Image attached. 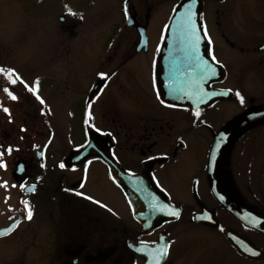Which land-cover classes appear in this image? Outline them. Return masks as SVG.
Listing matches in <instances>:
<instances>
[{
    "label": "flooded vegetation",
    "instance_id": "af4514ba",
    "mask_svg": "<svg viewBox=\"0 0 264 264\" xmlns=\"http://www.w3.org/2000/svg\"><path fill=\"white\" fill-rule=\"evenodd\" d=\"M180 1H118L107 34H90L85 13L54 16L45 34L0 22V67L29 86L39 79L44 100L0 73V104L11 113L0 107V231L14 228L0 237V264H146L161 235L170 244L162 264H264V0H202L200 47L215 69L207 86L227 94L194 106L165 100L158 86ZM166 6L155 33L153 15ZM111 163L151 170L179 219L145 233Z\"/></svg>",
    "mask_w": 264,
    "mask_h": 264
},
{
    "label": "water",
    "instance_id": "95a60500",
    "mask_svg": "<svg viewBox=\"0 0 264 264\" xmlns=\"http://www.w3.org/2000/svg\"><path fill=\"white\" fill-rule=\"evenodd\" d=\"M192 4V0H181L169 22L166 38L162 47L157 67V78L159 91L167 101L179 103L185 106H194L196 101L194 97H189L185 93L195 92L202 87L204 93H213L207 86L212 78V73L206 81H202L203 72L197 79H192L190 67L187 63L189 58L186 48L189 43V37L185 31L178 27V21L185 13L187 6ZM196 12V23L200 26V17L202 12V0H196L194 8ZM202 29L199 33L198 50H192V56H199L200 60H206L207 55L200 47L203 40ZM200 62V61H197ZM173 89H184V92H173ZM182 97V98H177ZM218 98V95H212L210 102ZM206 99V100H207ZM209 102V103H210ZM112 176L119 184L125 188L128 199L131 203L134 217L139 221L145 233H150L162 223L178 220L169 214L171 210H178L179 206L171 202L169 195L156 183L152 171L148 168L138 173H131L124 168L111 163ZM240 219L245 220L248 214L235 212ZM264 230V227L262 228ZM159 243L168 244V237L161 235ZM146 243H139L133 246L134 250L144 253ZM264 255V254H262ZM163 263V261H162ZM149 264V261L146 263Z\"/></svg>",
    "mask_w": 264,
    "mask_h": 264
},
{
    "label": "rangeland",
    "instance_id": "374dc122",
    "mask_svg": "<svg viewBox=\"0 0 264 264\" xmlns=\"http://www.w3.org/2000/svg\"><path fill=\"white\" fill-rule=\"evenodd\" d=\"M28 0H0L3 7L0 9V22L7 23L6 19L10 22L21 23L25 26L40 25L42 28L41 34L48 33L50 30L51 19L55 17L69 16V9L71 12L76 13L73 15L75 18H80L85 13V18L89 21V33L93 31L109 33L115 23L119 21V2L124 0H33L30 3ZM172 6V5H171ZM169 5V7H171ZM171 9L168 6L164 9H159L152 18V26L155 33L157 30L164 31L165 23L170 17ZM3 18V19H1ZM17 23L10 24L11 29L18 26ZM24 30L31 29L27 28ZM65 35H62L64 37ZM52 40V39H51ZM7 41L12 45H19V36L10 32ZM51 42V41H50ZM49 42V43H50ZM260 193L264 197V182L257 186ZM256 187V188H257ZM264 199V198H263Z\"/></svg>",
    "mask_w": 264,
    "mask_h": 264
},
{
    "label": "snow or ice",
    "instance_id": "6c2138e0",
    "mask_svg": "<svg viewBox=\"0 0 264 264\" xmlns=\"http://www.w3.org/2000/svg\"><path fill=\"white\" fill-rule=\"evenodd\" d=\"M126 3H127V0H126ZM195 5H196V0H192V4H190L189 6H187V9L185 11V13L182 14L181 16V19L180 21H178V27L181 28L183 31H185L189 37V43L191 44V47L193 50H198L197 49V46L199 44V33L201 31V28H203V32H204V36L207 37L208 35V32H207V26L206 25H200L198 26L197 23H196V12L194 11V8H195ZM125 11L127 12V7L125 9ZM69 12L70 14L72 15H76V13L74 12H71V10L69 9ZM83 17L81 16V19ZM192 59L193 60H197V61H200L198 64H197V67L201 69V71L203 72V75L201 77V80L202 81H206L209 77L208 73H215V69L208 63V61L206 60H200L199 56H192ZM212 60L215 61V56L213 55L212 56ZM0 73H4L8 76L9 78V82L10 84L12 85H16L18 82L22 85L25 86V88L32 92L34 95H36L37 99L40 100V103L41 104H44V100L39 96V88H40V81L39 79H37L34 84L32 86H29L17 73H15V70L13 69H6L4 67H0ZM14 77V78H13ZM100 77L101 79H107L106 75L101 73L100 74ZM103 87V86H102ZM5 92L8 93L9 97L12 99V100H16L17 99V96L14 95L8 88H4L3 89ZM102 90V88H101ZM174 93L179 91V92H184V89H173L172 90ZM186 95H188L189 97H194L195 98V101L197 104L199 103H205L206 102V99L207 98H210L212 95H217V94H224L226 95L227 93H204L203 92V89L202 87H200L197 91L195 92H187L185 93ZM237 96L240 97V101L241 103L244 102V98L243 96H241V94L239 92L236 93ZM177 98H182V97H177ZM169 106H172V105H169ZM0 107H2V110L5 112V113H8L9 115H11L9 109L7 107H3L2 104H0ZM89 108H91V104H89ZM195 116L196 117H199L200 116V111L197 110L195 111ZM89 115H91L89 113ZM217 147H219V144H217ZM7 153H11L12 149L11 148H8L7 150ZM4 152H0V159H2V157L4 156ZM65 165L64 164H61L60 167H64ZM0 167H7L6 164H3V163H0ZM3 187H7V184L5 183L3 185ZM31 191H35V186H31L30 188ZM77 195H83L82 193L80 192H77L76 193ZM87 199H92L91 197H85ZM95 203L97 204H100L99 201H94ZM22 203H24L25 205V208L27 210V215H26V218L30 221L32 218H33V210L32 208L28 205V202L27 201H22ZM101 206H104V205H101ZM106 207V206H104ZM170 215L172 216H175V217H179L180 215V212L178 210H171L169 212ZM18 226V224L16 225ZM15 227V226H14ZM13 229H8V230H4V231H0V237L2 236H6V235H10L11 234V231H13ZM169 249H170V244H164L162 247H160L158 249V251L154 254L151 255V258H150V261H149V264H162V261H164L169 253ZM139 250V249H137Z\"/></svg>",
    "mask_w": 264,
    "mask_h": 264
},
{
    "label": "bare ground",
    "instance_id": "6f19581e",
    "mask_svg": "<svg viewBox=\"0 0 264 264\" xmlns=\"http://www.w3.org/2000/svg\"><path fill=\"white\" fill-rule=\"evenodd\" d=\"M186 52L188 53L189 58L186 60L190 67V73L192 75V79H197L199 75L201 74V69L197 67V60L192 59V50H191V44L188 45L186 48Z\"/></svg>",
    "mask_w": 264,
    "mask_h": 264
}]
</instances>
